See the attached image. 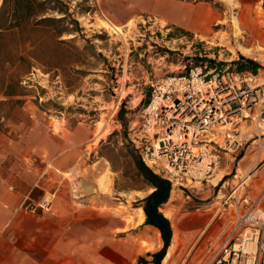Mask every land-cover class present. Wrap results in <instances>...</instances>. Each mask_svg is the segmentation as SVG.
Wrapping results in <instances>:
<instances>
[{
	"label": "rangeland",
	"instance_id": "rangeland-1",
	"mask_svg": "<svg viewBox=\"0 0 264 264\" xmlns=\"http://www.w3.org/2000/svg\"><path fill=\"white\" fill-rule=\"evenodd\" d=\"M28 1L31 9L21 28L0 33V152H12L18 161L22 157L23 168L33 176L63 172L55 186L70 191L77 207L88 205L94 216L117 211L127 216L142 209L140 201L152 191L136 176L138 158L153 169L133 142L152 85L195 66L210 69L207 60L220 70H235L231 63L240 57L256 63V74L264 79L262 0H236V7L220 0H165L174 7L169 15L180 24L150 11L155 0H47L44 6L39 5L44 0ZM5 2L0 26L11 21L12 0ZM202 11L220 17H214L208 32L196 33L188 21ZM233 17L241 24L239 38ZM102 20L122 33L105 31ZM243 126L249 127L243 131H253L246 141L261 137L253 123ZM238 159L215 189L172 188L161 208L172 229L170 255L161 264L208 263L227 226V217L217 213L220 199L240 183L232 177ZM104 177L111 182L109 192L100 186ZM261 184L256 180L255 188ZM155 232L161 249L160 232ZM141 259L113 257L107 262L152 261Z\"/></svg>",
	"mask_w": 264,
	"mask_h": 264
},
{
	"label": "built area",
	"instance_id": "built-area-1",
	"mask_svg": "<svg viewBox=\"0 0 264 264\" xmlns=\"http://www.w3.org/2000/svg\"><path fill=\"white\" fill-rule=\"evenodd\" d=\"M248 122L264 136V79L195 66L152 85L133 142L173 189L196 188L215 177L223 155L235 160ZM246 178L220 199L219 213L230 217L207 264H264V190L252 197L241 188ZM50 203L46 195L39 207Z\"/></svg>",
	"mask_w": 264,
	"mask_h": 264
},
{
	"label": "crops",
	"instance_id": "crops-1",
	"mask_svg": "<svg viewBox=\"0 0 264 264\" xmlns=\"http://www.w3.org/2000/svg\"><path fill=\"white\" fill-rule=\"evenodd\" d=\"M149 9L166 22L180 24L169 15L174 7L168 1H151ZM252 132L242 133L241 130L245 135ZM246 149L242 156H239L241 152L235 156V160L239 159L232 177L242 181L249 176L241 188L257 197L264 190V184L255 188L256 180L264 181V136L254 138ZM9 154L0 152V264H94V261L108 264L113 257L117 261L126 258L137 261L144 256L151 258L159 251V240L152 241L147 235L156 228L145 225V218L140 226L129 223L139 208L127 216L124 211L94 216L88 205L77 207L70 191L55 186L63 172H49L46 177L33 176L23 168L22 157L18 161L12 152ZM234 161L230 155H223L217 172H223L221 179L211 184L213 178L195 189L217 188L231 175ZM46 195L51 196V203L47 209H42L39 204ZM228 214L220 213L219 216H226L227 222ZM153 245L157 246L150 250Z\"/></svg>",
	"mask_w": 264,
	"mask_h": 264
},
{
	"label": "trees",
	"instance_id": "trees-1",
	"mask_svg": "<svg viewBox=\"0 0 264 264\" xmlns=\"http://www.w3.org/2000/svg\"><path fill=\"white\" fill-rule=\"evenodd\" d=\"M6 0L0 8V14L4 11ZM47 0L42 1L39 5L44 6ZM31 9V3L28 0H12L11 5V21L0 26V33L7 32L13 29H20L22 24L29 16ZM12 19L14 21H12ZM48 19H44L47 21ZM13 22V23H12ZM210 69L217 68L215 61L207 60ZM235 67L237 72L248 71L256 74L258 65L249 59L240 57L237 61L231 63ZM218 69V68H217ZM6 96H13L11 93H6ZM15 103V102H14ZM120 123L124 124L123 111L118 113ZM136 176L141 180L143 184L150 187L152 192L140 201L142 203V211L145 217V225L156 228L161 235L162 248L151 255L152 261L150 264H161L166 255V251L170 246L172 238V229L168 219H166L160 212V209L169 200L170 193L172 191V185L169 181L163 179L161 176L153 173L148 167H146L138 158L135 161ZM142 260V259H140Z\"/></svg>",
	"mask_w": 264,
	"mask_h": 264
},
{
	"label": "bare ground",
	"instance_id": "bare-ground-1",
	"mask_svg": "<svg viewBox=\"0 0 264 264\" xmlns=\"http://www.w3.org/2000/svg\"><path fill=\"white\" fill-rule=\"evenodd\" d=\"M220 1H223L226 4H228L229 6H232V7H236V5H237L236 0H220ZM260 10H261V8H260ZM198 13H200V12H198ZM214 17L218 18V17H220V15L217 14V13L216 14L209 13V11H206V12L204 11L201 15L200 14H196L194 16V18L189 19V21H188V23L190 24V27H191L190 29L193 30L196 33H202V32L206 33V32H208V29H209L210 24L213 21ZM224 23L225 22L218 21L217 25H224ZM100 25H101V27L103 29H105V31H108V32H111V33H114V34H121L122 33L121 29L119 27L111 24L109 21L102 20L100 22ZM232 25H233V31H234L235 37L239 38L243 34V32L241 31V28H240L241 24H240L239 20L236 19L235 17H233L232 18ZM242 51L244 53H246V55L249 54V51H247V50L242 49ZM244 127L245 126H242V129H241L242 132H244L243 131ZM147 163L149 164V162H147ZM222 175H223V172L220 171L217 175H215V177L212 180L211 184L217 183V181L221 179ZM249 178H246L245 181H247ZM110 183L111 182H110L109 178L104 177L101 180V182H100V186L103 187V189L106 190V192H109L110 188L108 187V185ZM164 216L167 217V215H164ZM144 218L145 217H144L143 211H142L141 208H139L138 211H137V214L135 215V217L133 219L129 220V223H133L135 226H140V225H142V223L144 221ZM147 235L150 237V240H152V241H158L159 240L158 234H157V232H155V230H150L149 234H147ZM172 243L173 244L170 247V249L171 248L173 249V246L175 244L174 242H172ZM169 255H170V252H168L166 254L165 258H168Z\"/></svg>",
	"mask_w": 264,
	"mask_h": 264
},
{
	"label": "water",
	"instance_id": "water-1",
	"mask_svg": "<svg viewBox=\"0 0 264 264\" xmlns=\"http://www.w3.org/2000/svg\"><path fill=\"white\" fill-rule=\"evenodd\" d=\"M152 192V191H151Z\"/></svg>",
	"mask_w": 264,
	"mask_h": 264
}]
</instances>
